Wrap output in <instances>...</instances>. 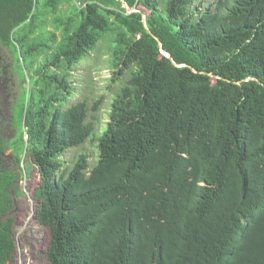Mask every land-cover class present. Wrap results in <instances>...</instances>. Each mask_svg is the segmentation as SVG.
<instances>
[{
    "label": "trees",
    "instance_id": "1",
    "mask_svg": "<svg viewBox=\"0 0 264 264\" xmlns=\"http://www.w3.org/2000/svg\"><path fill=\"white\" fill-rule=\"evenodd\" d=\"M108 37L130 76L98 135L103 100L70 105L71 78ZM0 43L28 75L3 146L39 176L48 264H264V0H0ZM95 138L92 168L64 158ZM15 179L0 175V219Z\"/></svg>",
    "mask_w": 264,
    "mask_h": 264
},
{
    "label": "rangeland",
    "instance_id": "2",
    "mask_svg": "<svg viewBox=\"0 0 264 264\" xmlns=\"http://www.w3.org/2000/svg\"><path fill=\"white\" fill-rule=\"evenodd\" d=\"M205 1L209 2V0ZM65 9L68 11L69 8ZM128 11L131 12L129 8ZM112 41L113 38L109 39L108 37L97 46L96 51L91 52L90 59L85 60L77 67L71 78L74 92L70 99V105L85 101L92 108L95 103L103 100V104L100 105L97 113L90 112V121L94 117L98 118V124L96 125L98 135H101L110 121L112 103L118 91L126 84L130 76V72L122 77L117 76L116 70L111 66ZM14 59L17 63L16 56ZM22 68L23 65L20 63V67L16 66L15 72L13 57L6 49L0 47V79L2 83L0 120L3 121L9 138L12 137V139L22 129V123L19 119V106L24 88H29L28 84L23 83V75L27 77L28 75ZM113 79L118 80L114 82ZM12 117L14 127L12 126ZM15 141L16 139L12 142L15 143ZM82 153L89 154V162L92 168L99 156L96 138L95 140H89L80 148L71 150L64 158L68 163H72ZM5 154L8 155L10 152L6 151ZM21 159L19 165L21 169L23 168L22 175H20L21 180L15 189L16 194L12 197V208L5 217V219L8 218L14 221L12 239L14 240L15 251L12 254V260L8 264H48L46 249L49 245V233L33 218L35 213L33 192L39 186V176L25 154L21 155ZM5 219H0V221H5Z\"/></svg>",
    "mask_w": 264,
    "mask_h": 264
},
{
    "label": "flooded vegetation",
    "instance_id": "3",
    "mask_svg": "<svg viewBox=\"0 0 264 264\" xmlns=\"http://www.w3.org/2000/svg\"><path fill=\"white\" fill-rule=\"evenodd\" d=\"M0 47H3L4 49H6L8 51V53L13 57V66H14L15 72H16V61L14 59L13 52L8 47H4L1 43H0ZM0 77H1V75H0ZM1 90H2V83H1V79H0V93H1ZM0 104H2L1 100H0ZM11 120H12V126L14 127L13 117L11 118ZM15 138L16 137H14L13 139H15ZM13 139H12V137L9 138L8 133L5 131L4 123L2 120H0V175H3L4 173H6V174L15 175V177L17 176V180L15 179L14 183L12 185V188L15 189L17 184L21 180L20 172L18 170V161H17V158H16L13 150L6 145L3 146V144H5L6 142H9ZM6 151H9L10 154L6 155L5 154Z\"/></svg>",
    "mask_w": 264,
    "mask_h": 264
},
{
    "label": "built area",
    "instance_id": "4",
    "mask_svg": "<svg viewBox=\"0 0 264 264\" xmlns=\"http://www.w3.org/2000/svg\"><path fill=\"white\" fill-rule=\"evenodd\" d=\"M122 2H123V4H124V0H122ZM124 6H125V5H124ZM123 8H124V9H126V10L128 11V8H127V7H126V8H125V7H123Z\"/></svg>",
    "mask_w": 264,
    "mask_h": 264
},
{
    "label": "water",
    "instance_id": "5",
    "mask_svg": "<svg viewBox=\"0 0 264 264\" xmlns=\"http://www.w3.org/2000/svg\"><path fill=\"white\" fill-rule=\"evenodd\" d=\"M134 13H137V12H134ZM164 55H166V54H164ZM166 57H168V56L166 55Z\"/></svg>",
    "mask_w": 264,
    "mask_h": 264
}]
</instances>
